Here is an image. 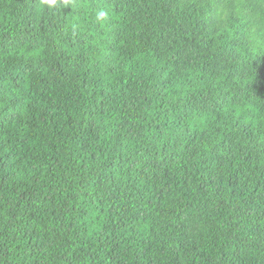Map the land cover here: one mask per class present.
<instances>
[{
	"label": "trees",
	"instance_id": "16d2710c",
	"mask_svg": "<svg viewBox=\"0 0 264 264\" xmlns=\"http://www.w3.org/2000/svg\"><path fill=\"white\" fill-rule=\"evenodd\" d=\"M0 264H264V0H0Z\"/></svg>",
	"mask_w": 264,
	"mask_h": 264
}]
</instances>
